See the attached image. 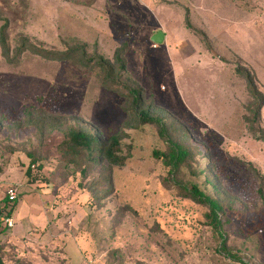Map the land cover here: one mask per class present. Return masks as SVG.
Segmentation results:
<instances>
[{
	"label": "rangeland",
	"instance_id": "374dc122",
	"mask_svg": "<svg viewBox=\"0 0 264 264\" xmlns=\"http://www.w3.org/2000/svg\"><path fill=\"white\" fill-rule=\"evenodd\" d=\"M5 22L0 204L11 186L18 198L7 206L12 225L0 223L4 264H264V0H0ZM160 29L166 37L155 45L150 32ZM24 37L59 51L80 41L110 59L125 48L146 102L189 131L187 165L170 176L152 156L168 149L155 126H127L123 98L95 71L18 52ZM237 67L254 74L262 95L256 123L249 118L259 100ZM28 108L104 139L124 132L121 150L130 157L71 174L57 150L61 134L49 129L40 143L24 126ZM33 158L35 180L25 175ZM190 181L219 200L223 236L208 206L175 184Z\"/></svg>",
	"mask_w": 264,
	"mask_h": 264
},
{
	"label": "trees",
	"instance_id": "16d2710c",
	"mask_svg": "<svg viewBox=\"0 0 264 264\" xmlns=\"http://www.w3.org/2000/svg\"><path fill=\"white\" fill-rule=\"evenodd\" d=\"M189 26V24H187ZM7 23L0 27V45L2 53H7L8 43L6 39ZM28 40L24 37L21 39V45L18 52L24 49H30L34 54L58 62L70 61L73 64L87 67L89 70L95 71L98 75L101 85L112 90L123 98L122 109L129 113L130 120L126 121L129 127L137 128L142 124H152L157 129L159 137L168 143V149L161 151L153 150L152 156L157 160H162L168 167L170 176L175 175L186 166L191 156V147L185 142L189 139V131L181 123V121L162 107L155 105L153 102H146L143 89L138 86L136 81L131 77L126 69L125 48L118 47L115 49L113 57L107 58L99 53L88 54L85 44L77 41V43L65 50H47L35 44H27ZM97 70V71H96ZM237 73L246 80L247 88L254 99L259 100L252 110V116L249 118L250 123H256L259 119V108L263 102L262 95L257 88L256 78L248 69H236ZM43 109L28 108L27 117L24 126L35 128L36 136L40 143H43L49 129L58 131L62 140L57 146V150L61 154V159L65 165L71 168V174L81 173L86 176L88 171L94 167L106 162L109 166H123L130 153L124 154L121 150V140L125 133H113L107 139L100 137L93 132L87 125L60 122L59 118L48 117ZM80 123V122H79ZM21 125L19 126V128ZM37 159L31 160V167L28 166L25 172L26 177L35 180L33 172L35 170L34 163ZM38 169L42 165H38ZM111 172L108 171L105 184H111ZM175 183V182H174ZM176 187L182 190L183 196L191 198L193 201L206 205L212 226L221 232V221L219 212L223 210L222 205L216 197L208 194L193 182L180 183L176 182ZM10 202L8 197L3 199V205L0 204V223L5 218H9L13 207L7 209ZM5 214V215H4ZM5 232V227L0 228V235ZM223 249L225 247L221 245ZM234 260L241 261V258L226 253ZM4 253L0 248V264H4Z\"/></svg>",
	"mask_w": 264,
	"mask_h": 264
},
{
	"label": "built area",
	"instance_id": "2783aa9c",
	"mask_svg": "<svg viewBox=\"0 0 264 264\" xmlns=\"http://www.w3.org/2000/svg\"><path fill=\"white\" fill-rule=\"evenodd\" d=\"M6 192H7L6 196L8 197L10 202H14L18 198L16 186L9 187ZM6 219H7L8 225L11 226L12 225L11 219L10 218H6Z\"/></svg>",
	"mask_w": 264,
	"mask_h": 264
},
{
	"label": "water",
	"instance_id": "95a60500",
	"mask_svg": "<svg viewBox=\"0 0 264 264\" xmlns=\"http://www.w3.org/2000/svg\"><path fill=\"white\" fill-rule=\"evenodd\" d=\"M152 41L161 44L164 40V33L162 30H157L151 37Z\"/></svg>",
	"mask_w": 264,
	"mask_h": 264
},
{
	"label": "crops",
	"instance_id": "0c3cea01",
	"mask_svg": "<svg viewBox=\"0 0 264 264\" xmlns=\"http://www.w3.org/2000/svg\"><path fill=\"white\" fill-rule=\"evenodd\" d=\"M160 30H162V29H160ZM163 31V33H164V40H165V37H166V33H165V31L164 30H162ZM156 31H154V32H150V35H153L154 33H155ZM152 40V39H151ZM164 40H163V42H164ZM162 42V43H163ZM161 43V44H162ZM158 43H156L155 45H157Z\"/></svg>",
	"mask_w": 264,
	"mask_h": 264
}]
</instances>
